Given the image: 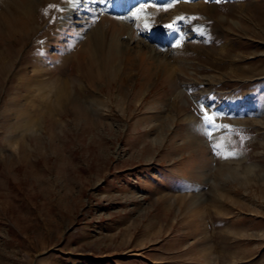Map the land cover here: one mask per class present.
I'll return each mask as SVG.
<instances>
[{"label":"rangeland","instance_id":"rangeland-1","mask_svg":"<svg viewBox=\"0 0 264 264\" xmlns=\"http://www.w3.org/2000/svg\"><path fill=\"white\" fill-rule=\"evenodd\" d=\"M187 3L0 0V264H264V0Z\"/></svg>","mask_w":264,"mask_h":264},{"label":"bare ground","instance_id":"bare-ground-1","mask_svg":"<svg viewBox=\"0 0 264 264\" xmlns=\"http://www.w3.org/2000/svg\"><path fill=\"white\" fill-rule=\"evenodd\" d=\"M148 1H153V2H158V3L162 2L161 0L160 1L159 0H107V3H105V4H100L98 2H93V3H95L97 6L96 10L100 12V13L98 12V14H105V13L109 12V13L121 14L124 16L123 18L128 23H130V25L127 28L128 29L127 35L124 37V39L127 42L133 40V29L135 27H137L136 24L139 23V24L144 26L145 30L148 31L147 33L151 34V37H150L151 40H154L157 43H162L165 39H162L164 37H163V31L161 30V26H160L161 23H160V21H159V23L156 21H153V17L154 16L164 17L166 20H170L173 17L180 15L179 13L182 11L178 12L177 10H174V11H172L171 14H169L170 12L169 13L166 12L168 14L165 15L164 13H165V11L168 10L169 5L162 7L163 8V10H161L163 12V14H162V13H160V9L157 10L156 8H152V7H151V10L148 9V7H146V5H145V2H148ZM164 1H166V0H163V2ZM80 2H81V0H80ZM79 3H77L76 0H66V5L64 7H65L66 11H68V13L65 15L63 20H68V19L70 20L71 19V16H72L71 12L77 6H79ZM187 4L188 3L185 2V0H183L182 3H180V5L178 6V8H180L184 12H190L189 8H194V5L189 4L187 7ZM184 8H186L188 11L185 10ZM184 12H182V13H184ZM63 23H64V21H63ZM108 27H109L108 22L102 23V24L98 23L92 27L90 34L88 36L89 45L87 46V49H88L87 54H88V58H89V67H88V70L86 72H87V76H88L87 79L89 80V83L91 85L99 82L98 79L101 78L100 73H102L103 70L101 69V66H100V63H102V62H99V61L101 59V55H102L103 51L110 50V48L113 47L114 51L122 53V51L126 48V47L123 48L124 45L121 46L120 39H118L116 37V34L115 35H109L108 34ZM140 42H142V41H140ZM154 56L156 57L158 55L156 53H154ZM92 63H93V65H91ZM92 67H94L95 69L93 70ZM106 68H107V66H106ZM121 69L122 68H121L120 64H118L116 66L111 65L110 69H109V73L112 77H116V76L118 77V74L121 71ZM104 70H105V67H104ZM167 73L169 75L172 74L171 68L168 69ZM26 124L29 125V123H26Z\"/></svg>","mask_w":264,"mask_h":264},{"label":"snow or ice","instance_id":"snow-or-ice-1","mask_svg":"<svg viewBox=\"0 0 264 264\" xmlns=\"http://www.w3.org/2000/svg\"><path fill=\"white\" fill-rule=\"evenodd\" d=\"M76 2L77 3H79L80 2V0H76ZM93 2H98V3H100V4H105V3H107V0H93ZM185 2H193V0H185ZM215 2L216 3H220L221 2V0H215ZM49 7H54V6H49ZM59 10V9H58ZM179 19H184L183 17H181V18H179ZM175 23H176V21H173V23L172 24H169V25H167L166 27H168L169 29H172V30H175ZM176 46H179V44L177 43V45ZM202 111H203V108H202ZM214 117L213 116H211V115H209L208 113H205V123H208V124H211L212 126H215V124H214Z\"/></svg>","mask_w":264,"mask_h":264}]
</instances>
